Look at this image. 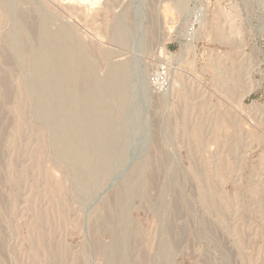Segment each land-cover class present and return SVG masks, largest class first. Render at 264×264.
Returning a JSON list of instances; mask_svg holds the SVG:
<instances>
[{
    "label": "rangeland",
    "instance_id": "374dc122",
    "mask_svg": "<svg viewBox=\"0 0 264 264\" xmlns=\"http://www.w3.org/2000/svg\"><path fill=\"white\" fill-rule=\"evenodd\" d=\"M0 264H264V0H0Z\"/></svg>",
    "mask_w": 264,
    "mask_h": 264
},
{
    "label": "bare ground",
    "instance_id": "6f19581e",
    "mask_svg": "<svg viewBox=\"0 0 264 264\" xmlns=\"http://www.w3.org/2000/svg\"><path fill=\"white\" fill-rule=\"evenodd\" d=\"M25 20H26V19H25ZM34 26H35V25H34ZM36 29H37V28H36ZM32 30H33V29H32ZM33 31H34V30H33ZM32 34H33V33H32ZM42 43H43V42H42ZM44 44H45V43H44ZM40 60H41V58H40ZM42 61H43V60H42ZM69 62H71V61H69ZM41 64H42V63H41ZM43 64H44V63H43ZM67 64H68V63H67ZM40 66H42V65H40ZM40 68H42V69L44 68V69H43V71L38 72V76L40 75L39 73H41V72L43 73V72L46 70V69H45L46 67H44V66H43V67H40ZM47 68H48V67H47ZM48 69H49V68H48ZM38 70H39V69H38ZM40 70H41V69H40ZM46 71H47V70H46ZM42 73H41V75H42ZM44 73H45V72H44ZM46 73H47V72H46ZM58 73H59V72H58ZM41 75H40V78H44V77H41ZM44 75H45V74H44ZM43 80H44V79H43ZM4 83H5V82H4ZM90 88H91V87H90ZM92 89H93V88H92ZM111 89H112V88H111ZM86 91H88V93H87V96H88V94H89L90 91H92V90L87 89ZM84 92H85V91H84ZM79 93H80V92H79ZM85 93H86V92H85ZM85 93H84V95H85ZM93 93H95V92L93 91ZM84 95H83L82 98L85 97ZM91 95H92V93H91ZM89 96H90V95H89ZM91 97H92V96H91ZM61 98H62V97H60V99H61ZM85 98H87V97H85ZM85 98H84V99H85ZM88 98H89V100H90V97H88ZM87 100H88V99H87ZM61 101H62V99L60 100V102H61ZM85 101H86V99H85ZM85 101H84V102H85ZM82 102H83V101H81V103H82ZM77 104L79 105L78 102L76 103V105H77ZM85 104H86V103H85ZM85 104L82 103L83 106H84ZM87 104H88V101H87ZM87 104H86L85 107H83V106L81 105V108L83 107V110H84V108H87V107H88ZM76 105H75L74 107L77 109ZM72 106H73V105H72ZM72 106H71V107H72ZM78 107L80 108V106H78ZM95 107H96V106H95ZM95 107H92V108H95ZM72 108H73V107H72ZM89 108H90V107H89ZM89 108H88V109H89ZM92 108H91V109H92ZM91 109H90V110H91ZM95 109H96V108H95ZM81 110H82V109H81ZM90 110H89V111H90ZM94 111H95V110H94Z\"/></svg>",
    "mask_w": 264,
    "mask_h": 264
}]
</instances>
